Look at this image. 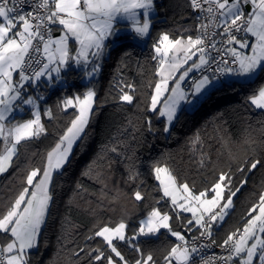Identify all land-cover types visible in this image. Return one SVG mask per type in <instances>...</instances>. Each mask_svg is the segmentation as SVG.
Returning <instances> with one entry per match:
<instances>
[{"label": "trees", "instance_id": "obj_1", "mask_svg": "<svg viewBox=\"0 0 264 264\" xmlns=\"http://www.w3.org/2000/svg\"><path fill=\"white\" fill-rule=\"evenodd\" d=\"M153 8L151 29L143 45L133 40L131 32L115 29L99 60L97 79L83 83L86 68L74 69L70 64L62 75L63 86L49 92L42 104L41 109L52 110V118L42 117L45 132L39 138L22 141L11 167L0 174V213H4L27 186V174L46 165L48 152L77 115L76 109L64 111L58 105L67 97L83 96L88 89L95 91V118L88 121L65 166L53 175L49 188L52 200L37 246L27 253V264H106L93 261L88 255L96 248L105 250L106 255L110 253L103 239L94 236L95 231L125 222L126 234L131 236L152 207L173 216L172 228L181 231L185 239L197 234L198 226L193 228L182 216L177 217L165 198L156 203L163 194L154 166L171 169L176 182L187 183L194 193L210 189L221 172L232 177L233 190L242 185L224 220L213 224L211 231L216 242L223 243L229 234L243 229L250 209L259 203L264 192V109H257L249 97L264 87V72L248 82H221L192 108L181 111L165 131L164 119L150 106L158 80L154 45L165 33L170 38L197 36L196 14L189 0H155ZM125 83L135 85L132 104L119 100L120 87ZM29 117L27 113L16 120ZM1 147L0 140V152ZM247 160L261 163L249 171L244 163ZM238 167L245 171H237ZM130 172L137 174L135 181L129 179ZM137 188L145 195L142 201L134 199ZM161 233L142 236L128 244L118 240L113 243L129 264H135L140 257L132 244L138 245L145 257L151 254L155 264H163L170 248L181 241L164 230ZM90 236L94 238L88 239ZM7 242L0 238V245ZM81 248L84 252L75 255Z\"/></svg>", "mask_w": 264, "mask_h": 264}, {"label": "snow or ice", "instance_id": "obj_2", "mask_svg": "<svg viewBox=\"0 0 264 264\" xmlns=\"http://www.w3.org/2000/svg\"><path fill=\"white\" fill-rule=\"evenodd\" d=\"M189 6L194 12L206 14L203 19L208 22L200 24L196 30L199 35L195 38H170L165 33L154 45L156 56L153 59L158 61L155 74L160 79L154 84L150 106L156 112L160 97L171 91L163 109L159 110V115L166 117L169 124L176 117L180 101L193 102L181 89V82L190 72L211 67L210 60H216L206 55L209 48L220 52L222 56L227 54L231 57L228 60L221 56L216 61L217 73L234 74L251 80L264 72V0H189ZM152 9L153 0H0V140L5 144L3 152H0V174L11 167L13 157L18 152L17 146L22 141L39 138L45 132L36 99L22 93L25 86L35 85L45 77L52 81L53 73L55 79H60L62 70L72 63L85 68L91 64V71L87 75L92 76L100 69L96 61L103 56L107 47L105 42L114 34L117 21L130 22L132 30L138 36L145 37L150 32ZM54 32L60 33L58 38H53ZM216 36L222 37L220 48H217V41L212 39ZM250 40L253 42L250 43ZM243 50H249L250 54ZM189 61H192L190 65ZM34 64L38 67H33ZM185 65L188 67L185 68ZM181 68L184 70L177 76ZM13 73H18V79L14 80ZM170 80L175 84L171 89L168 87ZM212 84L213 78L204 75L196 83L192 95H200ZM135 91V85L123 84L119 100L132 104ZM95 95L94 90L88 89L83 96L65 98L58 105H62L64 111L76 109L78 115L71 121V126L66 129L55 148L48 152L46 166L32 169L27 174V186L22 188L6 212L0 213V234H4L0 238L8 241L0 245V264H27V250L37 245V237L52 200L49 185L53 173L67 162L73 143L84 132ZM249 100L257 109H264V87L250 96ZM19 105H30L34 119L6 124L5 121ZM44 114L52 118L51 109H47ZM164 130L168 131V128ZM245 142L251 143L250 140ZM244 163L251 171L261 161L247 160ZM237 171L244 172L245 168L238 167ZM154 172L159 181V190L163 192L156 203L167 197L177 217L180 213L190 212L192 219H188L187 223L192 225L194 221L200 237L207 236L208 239L212 238L213 224L224 220L227 210L233 206V197L242 186L233 190L230 187L232 177L227 172H221L210 189L196 194L187 183L177 185L168 167L154 166ZM38 176L40 179L36 180ZM129 179L135 181L137 174L130 172ZM224 188H228L229 192L226 198L223 195ZM208 191L215 193L211 199L207 198ZM133 195L135 201L145 199L139 188ZM248 216L250 218L246 220L242 232L238 229L223 241L221 247L228 252V256L221 257L224 264H264V192ZM173 219L168 212L152 207L147 218L140 221L138 231L131 236L126 234L128 225L125 222L115 227L103 226L95 231L94 236L103 239L110 253L106 255L105 250L96 248L88 255L96 262L129 264L117 244L113 243L114 240L128 244L142 236H158L162 234L161 230H166L181 243L170 248L163 258V264H190V261L195 264L194 254L198 249L188 247L185 236L173 230L170 223ZM131 246L135 252L140 253L135 264H155L151 254L145 257L138 245ZM81 252H84L83 248L75 255L79 256Z\"/></svg>", "mask_w": 264, "mask_h": 264}, {"label": "crops", "instance_id": "obj_3", "mask_svg": "<svg viewBox=\"0 0 264 264\" xmlns=\"http://www.w3.org/2000/svg\"><path fill=\"white\" fill-rule=\"evenodd\" d=\"M154 2H155V0H153V4H154ZM127 28V27H126ZM121 29V30H119L120 32H129L128 31V29ZM59 35H60V33L59 32H54L53 33V38L55 39V37H59ZM111 38V37H110ZM195 38V37H194ZM253 40H254V38H253ZM253 40H250L249 42L251 43V42H253ZM238 47V46H237ZM243 51H245L246 52V54H250V51L249 50H243ZM193 59H196V57H194ZM192 63V61H189L188 62V65H190ZM188 65H185L184 67L186 68V67H188ZM71 67H73L74 69H84L85 67H83V66H77V65H75L74 63H72L71 64ZM69 68V66L68 67H66L65 69H63L62 70V72H61V77H63L62 75H63V73L64 72H66L67 71V69ZM88 68H86V70H85V73H84V75H83V77L86 75V73H87V70ZM184 69L183 68H181L177 73H176V75L177 76H179L180 75V73L183 71ZM199 71V70H198ZM197 71H193V72H190L189 74H188V76L185 78V80L184 81H182L181 82V89L185 92V95L188 97V99L189 100H192L193 102L192 103H189V102H187V101H184V100H182V101H180L179 102V105H178V108H177V114H176V117L181 113V111H183L184 109H186V108H188V109H190V108H192L195 104H197L202 98H204L207 94H208V92L211 90V89H213V88H215V87H217L221 82L218 80V79H215V78H213V84L211 85V86H209L208 88H206L205 90H203L202 91V93L200 94V95H197V96H193L192 94H193V92H194V90H195V85H196V83L202 78V77H200V78H198V79H196L195 80V82L192 84V85H190V87L189 88H186V85H187V80H188V78L190 77V76H192V75H194L195 73H196ZM54 74V73H53ZM231 75H228V77H230ZM97 77H98V73L97 74H95V76H93L91 79H90V81H92V80H94V79H97ZM13 78H14V80H16V79H18V73H13ZM210 78H212V77H210ZM255 78V76L251 79V80H253ZM83 79V78H82ZM159 77H158V80H157V82L159 81ZM230 79H236V80H239V81H241V82H248V81H250V80H248L246 77H238V76H234V77H232V78H230ZM175 86V84H174V82L173 81H169V85H168V87H169V89H171L172 87H174ZM25 88H29V85H26L25 86ZM22 93L26 96V93H25V89H23L22 90ZM153 94H154V91H153ZM171 95V91H168V92H165L161 97H160V100H159V102H158V104H157V111H158V114H159V110L160 109H163V107H164V103H165V101H166V99H167V97L168 96H170ZM67 98H71V97H67ZM27 107L25 106V105H19L18 107H16L15 108V110L13 111V113L11 114V116L9 117V119L7 120V121H5V123L6 124H14V123H17V122H24L23 120L22 121H19V120H16V119H18L19 117H21V116H25L27 113H25V109H26ZM48 108H43V109H41V119H42V117H44V118H48V116H46L44 113H45V111L47 110ZM70 109V108H69ZM68 110V109H67ZM77 115H78V112H77ZM160 116V115H159ZM161 117V116H160ZM175 117V118H176ZM162 118H164V117H162ZM165 119V118H164ZM174 122V121H173ZM172 122V123H173ZM41 123H42V120H41ZM70 126H71V124H70ZM69 126V127H70ZM87 126V125H86ZM86 128V127H85ZM84 131H85V129H84ZM84 133V132H83ZM83 133L80 135V137L79 138H77L76 139V141L73 143V146H72V149H71V151H70V153H69V156H68V159H67V161L69 160V157H70V155H71V152H72V150H73V148L75 147V145L77 144V142L79 141V139L82 137V135H83ZM1 142H2V147H1V152H3V150H4V147H5V144H4V142L1 140ZM54 148H55V146H54ZM53 148V149H54ZM52 151V150H51ZM67 163V162H66ZM65 163V164H66ZM46 164H47V161H46ZM65 164L63 165V167L65 166ZM46 166V165H45ZM62 167V168H63ZM62 168L60 169V170H58V171H54V173H53V175L55 174V173H59L61 170H62ZM40 179V178H39ZM49 188H50V185H49ZM32 189L30 188V191H31ZM218 223H220L221 221H217ZM39 236V235H38ZM37 241H38V237H37ZM5 245V244H4ZM37 246V245H36ZM36 246L35 247H33V248H31V249H29V250H27V253L28 252H31V251H33V250H35V248H36ZM230 264H231V262H230Z\"/></svg>", "mask_w": 264, "mask_h": 264}, {"label": "built area", "instance_id": "obj_4", "mask_svg": "<svg viewBox=\"0 0 264 264\" xmlns=\"http://www.w3.org/2000/svg\"><path fill=\"white\" fill-rule=\"evenodd\" d=\"M195 14H196V26L198 29L201 23H207L208 21L203 19V17L206 15L205 13L195 12ZM209 31H211V29H209ZM197 35H199L198 32ZM212 39L217 41V48H220L219 41L222 39V37L216 36ZM206 43H208V41H206ZM225 47H227V45H225ZM206 55L210 57H214L216 58V60L215 61L210 60L211 67L206 66L205 68H201L194 75L190 76L187 80L186 88H189L190 85H192L196 79L203 77L204 75L218 79L220 82L229 80L230 78L235 76L234 74H230L231 76L228 77V75L217 73L215 71L217 67L216 61H219L222 56L220 52L211 50V48H209V51ZM222 58L231 60V57L228 56L227 54H223ZM227 66L228 65H225L224 67ZM232 66L235 67L234 65ZM33 67H38V66L34 64ZM216 211H219V209H216ZM239 230L242 232L243 229H239ZM235 232H237V230ZM194 237H199V239H194ZM186 240L188 241V247H196L198 249V251L194 254L195 264H224V261L221 259V257L228 256V252L225 251L223 247H221L223 243L216 242L213 239V237L211 239H208L207 236L200 237L199 232L195 235H192L189 238H186ZM213 240L215 241V243H213ZM180 243L181 242H179L178 244Z\"/></svg>", "mask_w": 264, "mask_h": 264}, {"label": "rangeland", "instance_id": "obj_5", "mask_svg": "<svg viewBox=\"0 0 264 264\" xmlns=\"http://www.w3.org/2000/svg\"><path fill=\"white\" fill-rule=\"evenodd\" d=\"M154 14V8L152 9V11H151V13H150V17L152 16ZM127 27V28H126ZM117 28H119V29H128V31L129 32H131L132 33V35H133V40L137 43V44H139V45H143L144 43H145V41L147 40V38H148V35L147 36H145V37H140V36H138L133 30H132V27H131V23L130 22H128V21H125V20H118L117 21V23H116V25H115V29H117ZM150 29H151V27H150ZM112 37V36H111ZM55 38H58V37H55ZM110 38V37H109ZM108 41V40H107ZM107 41L105 42V43H107ZM106 49V48H105ZM104 54H105V51H104ZM104 54H103V56H104ZM102 56V57H103ZM101 57V58H102ZM100 60V59H99ZM99 60H97L96 61V63L97 64H99ZM91 68H92V65L90 64L89 66H88V71H87V73L88 72H90L91 71ZM87 73H86V75L83 77V80H82V82L83 83H88L89 81H90V79L93 77V76H95V74H97V72L95 73V74H93L92 76H88L87 75ZM53 77H54V79L52 80V81H49L46 77L45 78H41V80L40 81H38L35 85H29V88H25V93H26V96H32L33 98H35L36 99V102H37V104H38V106H39V110H40V113H41V107H42V104H43V102L46 100V98H47V96L49 95V92H51V91H54V90H57L58 88H60L61 86H63V84H64V81H63V79H62V77H60V79H55V73L53 74ZM41 97H42V99H41ZM27 108L25 109V113H28L29 115H30V117L29 118H27V119H25V120H23V121H27V120H29V119H34V117L31 115V113H32V111H33V109H32V107L30 106V105H25ZM93 109V108H92ZM186 109H188V108H186ZM95 118V113H93V110H92V112L89 114V117H88V121L90 120H93ZM162 118V117H161ZM165 118V119H164ZM164 118H162V119H164V121H165V123H166V127L168 128V130H169V128H170V126L172 125V122L175 120V118H174V120L169 124V122L167 121V118L166 117H164ZM42 120V119H41ZM92 123V122H91ZM92 133H93V128H91L90 129V132H89V135H90V139H92ZM157 182H158V184H159V181L157 180ZM177 185H180V184H178L177 183ZM225 190H227L226 188H224V192H223V195L225 196V198L228 196V194H225ZM162 194H163V192H162ZM196 194H199V193H196ZM215 195V193L214 192H211L209 195L207 194V198L208 199H211V197L212 196H214ZM168 202H169V204L171 205V201H170V199L169 198H167V197H164ZM180 202H183V201H180ZM223 203V202H222ZM171 207H172V205H171ZM232 208V207H231ZM231 208L230 209H228L227 210V212H229L230 210H231ZM174 213V212H173ZM169 214V213H168ZM174 214H176V213H174ZM257 213H254L253 215H256ZM170 215V214H169ZM147 216H148V214L147 215H145L144 217H142L140 220H139V224H140V221L141 220H143V219H146L147 218ZM176 216H177V214H176ZM179 216H182L183 218H184V221H185V219H186V224H188L187 223V221H188V219H192V214L190 213V212H183V213H180L179 214ZM178 216V217H179ZM226 217V216H225ZM224 217V218H225ZM172 221H170V223H171ZM118 225V224H117ZM117 225H115V226H117ZM172 225V224H171ZM115 226H111V227H115ZM197 225L195 224V222L193 221V224L191 225V227H196ZM138 228H139V226H138ZM173 230H175L174 228H173ZM138 231V230H137ZM164 231H166V230H164ZM175 231H177V230H175ZM167 232V231H166ZM180 233H181V231H179ZM169 234V233H168ZM182 234V233H181ZM170 235V234H169ZM171 236V235H170ZM153 237V236H152ZM173 237V236H172ZM140 238V237H139ZM175 238V237H174ZM115 241V240H114ZM249 243H251V241L249 242ZM121 264H122V262H121Z\"/></svg>", "mask_w": 264, "mask_h": 264}]
</instances>
